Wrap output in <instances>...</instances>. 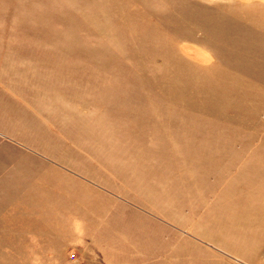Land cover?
I'll return each mask as SVG.
<instances>
[{
  "label": "rangeland",
  "instance_id": "374dc122",
  "mask_svg": "<svg viewBox=\"0 0 264 264\" xmlns=\"http://www.w3.org/2000/svg\"><path fill=\"white\" fill-rule=\"evenodd\" d=\"M0 264H264V0H0Z\"/></svg>",
  "mask_w": 264,
  "mask_h": 264
}]
</instances>
